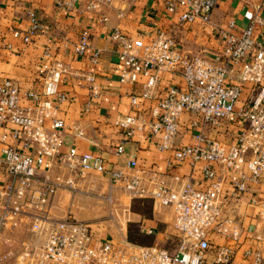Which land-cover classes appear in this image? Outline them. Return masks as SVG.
<instances>
[{
	"label": "built area",
	"instance_id": "2783aa9c",
	"mask_svg": "<svg viewBox=\"0 0 264 264\" xmlns=\"http://www.w3.org/2000/svg\"><path fill=\"white\" fill-rule=\"evenodd\" d=\"M134 0H86L87 10L108 16L105 8L118 9L123 17ZM72 8V0H56ZM166 10L184 24L211 23L218 0H165ZM251 23L236 35L219 29L223 62L202 54H190L176 46L166 30L146 38L130 39L115 29L109 37L120 43L122 84H136L130 95L133 107L156 98L160 73L180 75L186 89L168 88V94L152 106L151 118L119 114L116 125L124 141L116 154L125 151V141L139 131L160 135L159 149L172 151L178 161L187 160L192 170H200L206 187L196 188L192 175L173 176L171 184L155 167L141 168L135 156L126 169L106 166L100 153H79L66 146L62 105L71 99L62 81L71 74L65 61L43 63L38 87L23 90L11 78L0 79V264H226L240 244L243 224L226 212L228 197L241 199L250 193L257 207L253 239L264 242V42L256 37L264 26V0L256 5ZM29 26L24 37L30 42L49 27L37 12H27ZM233 26V23H231ZM77 57L91 55L97 62L99 50L92 45V32L83 29L74 44ZM90 82L97 96L101 87L92 73H75ZM190 114L188 120L183 116ZM193 141L180 144L182 127ZM75 137H84L83 128L72 127ZM231 132L221 138L219 134ZM128 169H130L128 171ZM111 177L131 199H151L155 207L173 210L175 247L157 243L141 245L128 240L114 243L98 235L95 221L82 219L70 209L55 215L61 192L82 193L81 183L89 173ZM232 186L229 195L226 187ZM103 202L113 196L103 193ZM262 199V200H261ZM153 234L152 228H144ZM226 240L217 244L216 238ZM254 264H264V253L256 250Z\"/></svg>",
	"mask_w": 264,
	"mask_h": 264
},
{
	"label": "crops",
	"instance_id": "0c3cea01",
	"mask_svg": "<svg viewBox=\"0 0 264 264\" xmlns=\"http://www.w3.org/2000/svg\"><path fill=\"white\" fill-rule=\"evenodd\" d=\"M72 1L75 3L74 6L66 8L58 5L56 0H0V79L11 78L23 90L33 89L39 85L37 71L43 63L65 61L70 65L71 74L63 79L62 88L70 94L71 99L62 105L60 114L65 121L67 147L73 144L79 153H100L105 159L106 166L117 170H127L128 161L135 156L139 167H155L171 184H174L175 175H192L196 188L206 187L207 182L200 170H192L187 160L178 161L172 151L159 149L160 135L139 131L132 139L125 141V151L120 155L116 154V146L125 138L122 129L115 123L116 117L119 114H128L150 119L152 106L158 99L168 94V88L176 86L185 90L186 83L180 75L162 71L156 98L147 100L141 107H133L130 95L141 89L144 78L133 85L120 83L118 76L121 64L117 58L120 43L112 40L109 35L115 29H119L130 39H148L159 31L166 30L175 38L176 46L186 53L202 54L215 62H223L222 40L218 30L225 29L239 35L241 30L251 23L259 0H218L212 12L211 23L198 21L188 24L179 22L177 17L166 10L165 0H134L123 17L118 15L117 7H107L104 9L108 16L106 21H102L98 13L86 9V0ZM30 9L37 12L49 29L39 32L27 43L24 37L29 26L27 12ZM83 29H90L92 32V45L99 50L97 62L92 61L90 54L77 57L74 53V44ZM256 37L264 42V26H257ZM88 72L94 75L95 81L101 87V93L97 96L92 95L90 82L85 77L75 75ZM190 117V114H186L183 120ZM75 124L83 128L85 132L83 138L74 136L72 127ZM231 134L226 132L219 135L226 138ZM192 141L190 132L183 126L178 142L187 144ZM96 175L112 181L107 174L89 173L81 183L84 190L96 187L91 184ZM231 190L232 186L228 185L225 194L229 195ZM91 194L79 197L71 209L75 212L77 207L83 211L86 205L82 199H92L93 202L86 207L90 208L91 213L80 218L87 220L90 218L89 214H92L91 221L99 224L97 218L102 213L100 212L102 200ZM250 198V193H244L241 199L228 197L226 212L240 218L243 233L233 260L226 264H254L255 251L264 253V242H257L252 236L257 207L254 204L249 205ZM138 201L136 208L126 209L131 217L129 222L138 224L144 233H147L144 228H152L156 235L163 233L160 228L164 223H170L168 227L173 228V210L170 207H155L151 199ZM69 209L66 193H59L55 203V215L63 217ZM127 224L122 240H112L114 243L128 240ZM100 227L99 224L96 228L97 234L110 239V235L106 231H101ZM157 240L158 236H155L152 243H157ZM216 242L221 244L226 240L217 237Z\"/></svg>",
	"mask_w": 264,
	"mask_h": 264
},
{
	"label": "rangeland",
	"instance_id": "374dc122",
	"mask_svg": "<svg viewBox=\"0 0 264 264\" xmlns=\"http://www.w3.org/2000/svg\"><path fill=\"white\" fill-rule=\"evenodd\" d=\"M97 175L91 181V184L96 186L95 188L91 190H86V189L84 190L82 188L83 192L77 193V194L74 192H71V193L65 192L66 198L69 201V208L71 209L73 207L72 205L78 202V198L81 196L90 195L92 193L91 194L92 196L96 195L99 198V195H101L102 192L107 194V193H110L111 191V194L113 196V202L106 203V202L101 201L100 205H102L101 206L102 208L100 212L102 213L100 214V217H98L97 219H98L99 224L101 225L100 227L101 231H106V233L110 235L109 238L111 240L120 241L122 240L123 233L125 232L124 231L125 225L128 223L127 224V233H128V228L131 227L130 223H134L131 221L129 222V217H130L129 211L126 209H129L131 207L133 209L136 208L139 203L138 200L140 198L131 199L129 194L126 191H124V189H122L121 186L119 185L115 186L112 184V181H110L108 178L99 177L101 175L99 176ZM82 200H84V204L86 205V207H88L90 203L93 202L92 199H88V198H83ZM86 207H84L83 211L75 207V214L80 217L88 213H91L90 208L88 209ZM89 215H90V218H87V220L93 219L92 214H89ZM101 221L103 223H101ZM169 225L171 224L164 223L163 226L160 228L163 233L156 235V233L154 232L150 236L152 238H155V236L156 237L158 236V240L156 241L157 244H159L162 247L172 250L175 247L176 237L174 236V229L172 227H168Z\"/></svg>",
	"mask_w": 264,
	"mask_h": 264
},
{
	"label": "trees",
	"instance_id": "16d2710c",
	"mask_svg": "<svg viewBox=\"0 0 264 264\" xmlns=\"http://www.w3.org/2000/svg\"><path fill=\"white\" fill-rule=\"evenodd\" d=\"M131 227L128 228V240L137 244H153V238L147 234L144 233L138 224L136 223H130Z\"/></svg>",
	"mask_w": 264,
	"mask_h": 264
}]
</instances>
